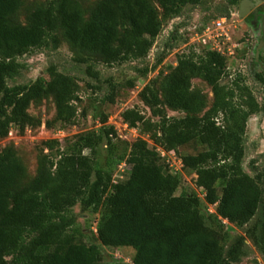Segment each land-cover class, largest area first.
I'll use <instances>...</instances> for the list:
<instances>
[{"label":"trees","instance_id":"1","mask_svg":"<svg viewBox=\"0 0 264 264\" xmlns=\"http://www.w3.org/2000/svg\"><path fill=\"white\" fill-rule=\"evenodd\" d=\"M200 2L99 0L85 19L72 0H51L35 8L28 24L21 26L11 23L21 0H0V140L11 126H31L29 106L49 96L56 122L67 125L76 116L73 102L78 87L70 76L51 71L48 80L39 77L28 85L9 87L7 80L21 68L16 58L45 46L61 30L73 48L98 56L105 65L142 59L161 33L162 20L176 18L184 7ZM239 3L229 0L230 6ZM162 59L163 55L158 62ZM227 78L226 58L220 52L183 54L166 77L139 93L157 122L135 109L121 115L128 127L140 126L164 152L190 144L201 147L195 155L182 156L181 164L197 176L203 202L195 193L176 195L181 178L169 171L161 151L149 148L147 141L136 140L126 154L101 159L99 146L104 143L112 149L117 140L115 129L105 126L107 115L98 132L79 135L63 149L58 140L47 142L35 177L24 185V167L16 153L11 147L2 149L0 264H98L100 246L132 248V264H235L244 256L246 240L264 254V187L260 185L264 164L256 178L242 167L246 124L259 106L248 87L238 80L228 83ZM254 79L264 86V69ZM193 80L210 88L211 105L192 89ZM167 110L183 116L169 117ZM85 150L89 155H84ZM123 161L129 166L128 178L113 182V170ZM75 206L99 215L95 243L77 236L75 217L70 215ZM207 206H215V212ZM224 221L247 226L245 235L233 237L227 247Z\"/></svg>","mask_w":264,"mask_h":264},{"label":"rangeland","instance_id":"2","mask_svg":"<svg viewBox=\"0 0 264 264\" xmlns=\"http://www.w3.org/2000/svg\"><path fill=\"white\" fill-rule=\"evenodd\" d=\"M51 0H21V6L12 16L11 23L26 26L31 12L44 7ZM99 0H72L87 19L89 11ZM241 1V0H240ZM240 4V3H239ZM239 5L230 6L229 0H201L197 6H186L178 17L162 20V31L153 40L148 55L142 59L131 60L123 64L105 65L99 57L73 48L65 39L61 30H57L41 48L33 49L24 56L16 58L20 69L16 75L7 80L9 87L28 85L39 77L48 80L51 71L70 76L77 84V99L73 102L76 116L67 125L56 122L55 104L51 96L33 102L27 113L34 119L31 126L20 129L11 126L6 138L0 140V151L11 147L24 167L22 184L31 181L38 170L42 155L47 153L46 143L58 140L63 149L65 145L76 140L79 135L100 130V121L108 116L105 126L115 129L116 139L112 149L102 143L98 148V156L105 159L109 154L127 153L129 145L136 140H144L149 148L159 146L153 144L149 134L141 127H128L121 117L126 110L135 109L145 119L157 122L150 110L139 99L140 91L149 83L161 81L176 66L178 58L191 52L200 54L206 50L220 52L226 58L228 78L226 82L238 80L249 88V93L259 106V111L251 115L246 124L243 138L244 155L242 167L250 177L256 178L257 172L264 164V86L254 79V74L264 69V43L260 45L258 27L252 26L248 19L238 16ZM224 20L221 27L217 23ZM55 37V40L53 39ZM173 38V40H171ZM163 55L161 62L159 58ZM262 59L260 60V58ZM130 84L133 86L131 87ZM192 89L200 92L207 105L212 103L210 88L200 80L192 81ZM169 117H181L182 113L166 111ZM59 145V146H60ZM55 148H58L55 146ZM201 147L185 145L176 151L164 152L169 171L179 175L181 188L176 192L195 193L203 202L204 192L196 186L197 176L184 171L181 157L195 155ZM55 153V150H52ZM84 155H89L85 150ZM167 163V162H166ZM129 175V166L121 162L113 170V182H123ZM260 185L264 187V181ZM222 184L217 185L218 192ZM210 213L215 206H207ZM75 217L74 229L77 236L87 244L97 240L98 214L83 213L79 206L71 210ZM258 213L254 220L258 218ZM253 220V221H254ZM247 226L238 227L223 222L225 232L224 246L227 247L233 237L245 235ZM102 260L98 264H132L134 250L129 247L109 248L100 246ZM235 264H264V254L249 240L244 244V256Z\"/></svg>","mask_w":264,"mask_h":264},{"label":"flooded vegetation","instance_id":"3","mask_svg":"<svg viewBox=\"0 0 264 264\" xmlns=\"http://www.w3.org/2000/svg\"><path fill=\"white\" fill-rule=\"evenodd\" d=\"M244 11L245 19H248L252 26L258 27L260 40L264 41V0H247Z\"/></svg>","mask_w":264,"mask_h":264},{"label":"water","instance_id":"4","mask_svg":"<svg viewBox=\"0 0 264 264\" xmlns=\"http://www.w3.org/2000/svg\"><path fill=\"white\" fill-rule=\"evenodd\" d=\"M247 0H242L239 4V11H238V16L240 18H244L245 17V4H246ZM264 41L263 39L260 41V45L256 51V59L258 60V55H259V50L261 49V46L263 45Z\"/></svg>","mask_w":264,"mask_h":264},{"label":"built area","instance_id":"5","mask_svg":"<svg viewBox=\"0 0 264 264\" xmlns=\"http://www.w3.org/2000/svg\"><path fill=\"white\" fill-rule=\"evenodd\" d=\"M223 21H224V20H221V22H218V23H217V27H221V26H222V23H223ZM162 152H163V153H161V154H162V156H163V157H165L164 151H162ZM169 162H170V161H168V160H167V163H169ZM180 164H181V163H180ZM181 167H182V164H181Z\"/></svg>","mask_w":264,"mask_h":264}]
</instances>
